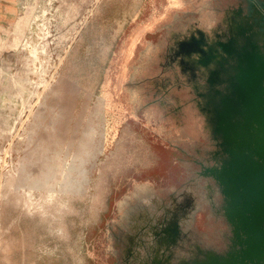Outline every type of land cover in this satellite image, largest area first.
I'll return each instance as SVG.
<instances>
[{
    "label": "rangeland",
    "instance_id": "obj_1",
    "mask_svg": "<svg viewBox=\"0 0 264 264\" xmlns=\"http://www.w3.org/2000/svg\"><path fill=\"white\" fill-rule=\"evenodd\" d=\"M0 264H264V0H0Z\"/></svg>",
    "mask_w": 264,
    "mask_h": 264
}]
</instances>
